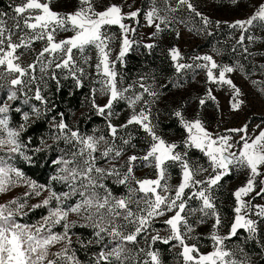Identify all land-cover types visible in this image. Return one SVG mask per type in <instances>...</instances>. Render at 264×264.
<instances>
[{
  "label": "snow or ice",
  "instance_id": "1",
  "mask_svg": "<svg viewBox=\"0 0 264 264\" xmlns=\"http://www.w3.org/2000/svg\"><path fill=\"white\" fill-rule=\"evenodd\" d=\"M232 2L237 3L238 0ZM161 3L162 7L158 6L157 0H152L151 8L144 13L147 26H154L157 32L161 30V24L171 22L161 12L174 13L180 6H186L195 16L200 17L205 29L213 23L190 0H177L176 6L170 0H161ZM123 7L124 4H108L104 10L98 11L95 0H77V7L72 12L62 14L52 9L51 0H22L13 7L11 27L3 18L5 13L0 12V81H6V84L0 83V88L9 86L7 100L16 101L19 99L18 93H22L25 104L34 99L47 106L40 84L46 85L44 77L48 75L49 69L54 67L65 71V78H72L77 87H83V78L88 75L84 66L94 67L96 75L102 79L96 81L101 86L92 89L91 104L98 115L106 118L111 138L81 134L78 129L69 128L63 119L53 125L60 133L54 139H63L66 144L72 145L67 153L68 158L62 156L56 161L61 166L60 174L52 178L68 185L69 191L63 193H57L50 186L37 184L0 156V194L9 192L21 183L29 188L24 193L25 198L40 197L44 192L48 193L40 203L31 205V209L48 208V215L34 225L21 223L17 219L18 216L27 215L23 211L28 207L27 199L23 203L17 198L0 204V264H82L75 250L71 249V229L77 226V221L70 220V215L80 217L85 226L93 229L94 241L89 240L84 244L78 238L77 242L82 247L93 242L102 245L94 256L93 264H128L129 261L132 264H163L160 251L152 250L157 242L179 248L178 255L183 264H247L246 261L235 259V253L227 248L225 242L237 237L241 229L248 233L249 238L254 239L259 223L264 221V204L254 203L257 198L264 199V129H260L258 134L256 130L250 133L247 124L241 128L228 129L227 132L239 135L237 140L232 135L213 134L200 119L187 120L177 110L174 115L187 132L185 148L199 150L207 158L208 166L192 162L187 151H176L178 145L159 135L157 125L153 123L152 105L160 93L139 81L137 83L142 91L138 93L132 91L134 85L118 86L122 77L118 80L120 74L115 70V65L117 62L122 63L133 43H137L129 38V34L136 33V28L125 21L134 20L138 24V17L141 15L139 8L124 12ZM157 20L160 23H156ZM220 23L215 22L217 27ZM113 26L119 28V37L110 31ZM228 26L239 32L233 45L234 52L239 47L245 59L249 56H264V52L249 51L250 45L257 41L264 42V38L248 34L254 28L264 30V0L255 6L249 17L236 20ZM61 33L71 35L58 38ZM14 36L17 37L16 40L13 39ZM117 39L120 41L119 52L112 58L111 45ZM36 41H43L44 46L36 53L35 60L25 65L21 57L26 52L34 51ZM145 46L153 47L152 44ZM20 49L24 51L18 52ZM90 50L96 52L95 65L90 63L92 57L87 54ZM170 56L177 72L192 67L179 62L181 54L178 49H171ZM195 59L203 61L196 67L205 71L208 82L227 85L231 89V108L239 110L244 103L239 99L242 93L228 74L240 71L247 78L245 66L239 61L235 65H221L211 55ZM37 64L42 74L39 82L35 75ZM259 68L264 72V64L259 65ZM49 78L57 80L56 72L52 71ZM252 83L257 85L261 82L253 80ZM33 84H36L34 94L29 96L25 89L32 91ZM259 90L264 93V87ZM97 93L107 97L105 104L96 102ZM145 94L150 99H145ZM207 98L215 99L211 90L208 91ZM120 101L127 104L131 114L126 123L117 126L111 122V117L115 115L114 105ZM199 103L204 105L205 99H200ZM10 111L11 105L6 102L0 104V151L6 150L9 159L12 154H19L30 161L31 157L22 151L26 146L20 139L30 115L25 112V123L14 129L10 127ZM32 114L37 118L42 115L35 105L32 106ZM129 125H136L146 133L148 148L142 156L132 155L124 164H118L125 151L123 146L131 143V137H118V132ZM257 128L260 126L257 125ZM117 138L121 140V145L116 144ZM101 160L109 166H100ZM136 161H143L145 167L153 168L155 178H137L134 174ZM176 166L181 170V180L173 186L169 183V169ZM233 171H246L247 179L232 194L235 200L234 217L228 225V232L222 235L220 230L226 225L213 191ZM109 178L114 184L124 185L126 194L115 195L105 183ZM76 196L80 199L75 203H68ZM194 199L200 202L198 207L190 206V201ZM197 213L200 216L196 224L213 220L209 234V239L213 242L212 251L207 253L201 251L198 243L188 242L200 239L198 235H193L196 227L189 223V218ZM164 217L166 218L160 220ZM157 221L167 226V235L161 236L153 228ZM57 226H61L63 231H53ZM139 239H144L150 250L145 251L139 247L134 250L129 247L138 246ZM57 244L62 247L53 252L52 249ZM141 253L147 257L143 261L139 259Z\"/></svg>",
  "mask_w": 264,
  "mask_h": 264
},
{
  "label": "rangeland",
  "instance_id": "2",
  "mask_svg": "<svg viewBox=\"0 0 264 264\" xmlns=\"http://www.w3.org/2000/svg\"><path fill=\"white\" fill-rule=\"evenodd\" d=\"M2 4L0 5V12L5 13L4 19L7 20L8 26L11 27L12 21L10 19L11 16L14 15L13 7L17 4H20L22 0H0ZM191 3L196 7V9L211 20L213 23L210 24L207 29H205L204 24L200 17L195 16L194 13L190 12L186 6H180L179 9L174 13H165L161 12V15H167L169 20L171 21L169 24H161V30L157 32L156 28L149 27L146 24L144 19V13L147 12L152 6V0H127V4H125V0H95L97 5V10L102 11L104 7L108 4H124L123 11L130 12L135 11L137 8L141 9V15L138 17L139 23L137 24L134 20H126L125 23L129 24L136 28V33L129 34V38L137 43H133L129 52L123 58V62H117L115 65V70L120 74L118 76V80L122 77V82L118 85L120 87H128L129 85H134L133 92H141L142 89L139 88V82H143L146 85L152 86V88L160 93L159 98L156 102L152 105V119L153 123L157 125L156 131L159 135H161L165 140L170 143H176L178 145L176 151L178 152H188V158L197 164L203 165L204 167L208 166L207 158L204 155H191L189 154L190 149L185 148L184 140L187 136V132L185 130V135H178L173 132H165L163 131L159 124H158V117L160 116V110L164 109V107H170L171 114L174 115L175 111L179 110L182 112L183 116L187 120H194L200 119L207 130L213 134H221V135H232L235 139H239V135L236 133H229L227 132L228 129H237L241 128L245 124L248 125V130L251 133L253 130H256V134H258L260 129H264V93H262L259 89L264 87V72L261 71L259 65L264 64V56L256 55L255 57L249 56L247 59L244 58L242 54V50L237 47V50L233 51V45L235 44V40L239 37V32L235 29H231L228 25L236 20H242L249 17L253 11L255 10V6L261 3V0H238L237 3H233L232 0H190ZM158 6L162 7L161 0H157ZM170 3L173 6H176L177 0H170ZM132 5L128 7V5ZM51 7L54 11L59 13H68L72 12L77 7V0H51ZM180 21H183L181 23ZM220 21V26L217 27L215 22ZM156 23H160V21H156ZM25 31H28L25 29ZM112 33H115L117 37L120 35V30L117 26H113L110 30ZM153 33H156L153 35ZM179 33V35H177ZM207 33H216V40L211 47L207 48H198L201 43H203V37L207 35ZM257 37L264 38V30L259 28H254L250 31V33ZM19 35V33H18ZM66 35H71V33H61L58 38H62ZM14 40L17 39L16 36L13 37ZM247 44V41H245ZM119 44L120 41L117 39L112 45V58L119 52ZM152 44L153 47L148 48L145 45ZM226 45L233 55L234 61H239L245 66V72L248 73L247 78L245 74L240 71L233 72L228 74L229 77L233 80L234 84L238 86L241 90L242 95L239 97L244 103L241 105L239 110H233L231 108V104L233 103V93L231 89L227 85H219L216 83H211L207 81V77L205 71L196 67L197 64L203 63L201 60H196V57H202L204 55H211L218 64L221 65H235L228 60L221 58V49ZM44 46L43 41H36L33 45L34 51L26 52L23 57H21L22 62L26 65L28 63H32L35 60V55L38 53L42 47ZM140 46L145 47L147 50L151 51L153 48L157 49L159 53H167L168 59L171 63V66L174 68V74L169 76V80L171 78H176L181 74L183 77H187L192 73V79L189 81H184L181 83L179 87L175 89H170L166 87V81H160V76L153 74V70H149L147 65H143L141 69H135L130 71L127 69V57L131 51L139 50ZM176 48L179 50L181 54V59L179 60L180 63L190 64L192 65L191 68H186L181 70L180 72L176 71L175 62L172 61L170 56V50ZM24 49L18 50V52H23ZM249 51L253 53L264 52V42L257 41L255 44L249 46ZM217 52L220 54L218 55ZM92 57L90 63L95 65L97 62V56L95 50H90L88 53ZM235 62V63H236ZM86 69V73L88 74L85 78H83V84H86L91 91V98H92V89L99 88L101 85L96 83L97 80L102 79V77H98L96 75V71L94 67L84 66ZM2 71V69H0ZM55 71L57 75V80L60 79V75L62 73H66L63 70L59 69H49L48 75H45L44 79L47 82L46 85L41 83L40 86L42 88V95L46 96V92L49 89V80L51 72ZM35 75L38 78L42 75L39 71V64H37ZM167 80V81H169ZM260 81V84L253 85L252 81ZM0 83H5L6 81H0ZM8 87L0 88L1 91H4V95H6L3 103H8L9 105L13 101H8ZM36 84L32 85V91H28L29 96L34 94ZM211 90L212 96L215 99H208L207 94L208 91ZM132 92L129 93L131 95ZM18 96L23 98L24 95L22 93H18ZM96 102L98 104H105L107 102L106 96H101L97 93L96 95ZM205 99V104L201 105L199 103L200 99ZM145 99H150L147 94H145ZM121 105L118 107L117 105ZM113 112L115 115L111 117V122L114 125H121L126 123L128 117L131 114V109L128 108L127 104L124 101H120L114 105ZM175 116V115H174ZM179 120V119H178ZM180 123V120H179ZM55 124V123H54ZM67 124V123H66ZM68 125V124H67ZM182 126V124L180 123ZM257 125L260 128H257ZM69 128L72 130H77L73 128V126L68 125ZM129 125L128 128H130ZM183 127V126H182ZM139 128V127H138ZM140 129V128H139ZM143 131L142 129H140ZM81 134H85L80 132ZM130 131L126 129H121L118 132V137H123L124 139H128ZM58 134L59 130H58ZM85 135H104L106 138L111 139L109 137V130L107 128V132L102 129H97L92 134H85ZM139 137V136H137ZM62 140V147L65 150L62 156L68 158V151L72 149V145H68ZM51 141H57L54 138ZM60 141V140H59ZM117 145H121V140L117 138L116 140ZM135 145V147H132ZM125 151L122 157L119 159L118 164H124L129 156L137 155L142 156L145 150L148 148L147 137L146 133L143 132V137L141 140L135 142V138H131V143L129 145L123 146ZM193 149V148H191ZM197 150V149H196ZM199 151V150H198ZM200 152V151H199ZM7 151H0V156H3L5 159V155ZM60 156V157H62ZM6 160V159H5ZM7 161V160H6ZM8 162V161H7ZM10 165L16 167L14 164L8 162ZM100 166L108 167L109 165L101 160ZM61 167V166H60ZM59 167V169H60ZM18 168V167H16ZM19 169V168H18ZM21 170V169H20ZM22 171V170H21ZM23 172V171H22ZM24 173V172H23ZM170 173V181L169 183L173 186L179 184L181 180V170L178 166L172 167L169 169ZM232 173L236 174L235 179L232 181H228L226 184H221L220 186L213 191V196L215 197L216 203L218 199H222L224 197V190H231L234 192L238 187L242 186L247 179V172H237L233 171ZM25 174V173H24ZM60 174V173H58ZM134 174L137 178L144 179V178H155V170L151 167H145V162L143 161H136L134 167ZM25 176L37 184L46 185L36 181L35 179L31 178L30 176ZM224 179V178H223ZM112 180L109 178L105 181L108 185V181ZM50 186L51 185H47ZM109 187V186H108ZM52 190L56 191L53 187ZM29 188L27 185L19 184L16 187H13L9 192L5 194H0V204L7 203L10 200L20 198V202L23 203L25 199H27L28 207L24 208L23 211L27 212L31 210V205L38 204L41 200L48 195L47 192H44L40 197H31L25 198L24 193L28 192ZM57 192V191H56ZM59 193V192H57ZM121 196V195H117ZM77 197V196H76ZM80 198L77 197L74 199L76 202ZM71 200L68 202L70 203ZM74 202V203H75ZM198 200L190 201L191 207H198L199 206ZM254 203L257 204H264V199L257 198ZM55 202H53V205ZM218 206V204H217ZM235 206V205H234ZM15 207V205H13ZM219 209V207H218ZM220 211V210H219ZM221 214V213H220ZM48 215V214H47ZM170 215V214H169ZM200 216L197 213L195 216L189 218V223L193 224L196 227V232L193 235H198L200 239L190 240L189 243H198L201 251L204 253L212 251V241L209 239V234L211 232V226L213 224L212 219H208L204 224H196L198 217ZM222 216V214H221ZM160 218V220L165 219ZM223 221L225 223V227H223L220 231L221 234L224 235L228 232V225L232 222L227 217L222 216ZM256 219L255 217H253ZM70 220L77 221V224L84 223L80 217L76 215H70ZM41 219L36 221L33 224H37ZM153 228L160 232L161 236L167 235L165 229L167 228L166 225L162 224L161 222L157 221L154 223ZM56 232H62L63 228L61 226H57L53 229ZM151 234H155V232H151ZM248 234V233H247ZM257 236H259L262 241H264V221L260 222L258 225ZM72 235V239H73ZM161 242H157L155 245L152 246V250H159L161 253V257L163 260V264H183L182 258L178 255L180 249L179 248H172L171 244L168 245L167 253L170 255V260H166L164 258L165 253L163 250L158 246ZM172 243H175L174 241ZM226 246L229 250L235 253V259L246 261L247 264H253L251 256L245 251L238 242L233 240H228L225 242ZM62 245L57 244L52 251L56 252L59 251ZM130 248L134 250L139 248H144L145 251L150 250L149 245L145 242L144 239H139V245L133 246L129 245ZM240 249H243L241 252ZM147 257L144 253L140 254V261H143ZM128 264H132L131 261Z\"/></svg>",
  "mask_w": 264,
  "mask_h": 264
},
{
  "label": "trees",
  "instance_id": "3",
  "mask_svg": "<svg viewBox=\"0 0 264 264\" xmlns=\"http://www.w3.org/2000/svg\"><path fill=\"white\" fill-rule=\"evenodd\" d=\"M1 4L2 1H0ZM203 38V43L198 47L200 49L213 46L216 40V33H207ZM220 55L222 59L235 64L236 61H234L231 50L226 45L222 47ZM168 58L167 53H159L155 48L149 51L145 47L140 46L139 50L131 51L128 54L127 69L133 71L135 69H141L143 65H147L149 70H153V74L158 77L160 76V81H166V87L170 89H175L184 81H189L193 78L192 73H190L187 77L179 74L176 78L169 80V76L174 74V68L171 66ZM66 75L67 73L60 75L59 83H57V80H49V89L45 93L47 106L34 99L25 104V98L21 96H19L18 100L10 104V127L16 129L21 124H24L23 114L25 112L30 115L26 130L21 133L20 139L26 146L22 148V151L25 155L31 157V160H25L19 154H12L11 159H9L8 153L5 155V159L8 162L21 169L26 175L40 183L50 184L59 193L69 191V187L59 180L52 179L59 173L60 165L56 161L65 152L62 147V140L51 141L55 136L59 135L58 129L53 126L54 123H58L63 119L65 123L85 134H92L97 129H102L107 132L106 118L98 115L92 107L90 88L86 84H83V87H77L72 78H65ZM3 92L1 91L0 93V104H3L6 97ZM33 105L41 110L42 115L39 118L32 114ZM117 106L121 107L120 104ZM16 109H20V111H16ZM159 113L160 116L157 118V122L163 131L173 132L182 136L185 135V129L180 125L178 118L171 114L170 107H164ZM262 119L264 120V117ZM127 130L130 131V137L135 138V142L142 139L144 131H141L138 126L132 125ZM36 149H40V151H36ZM189 154L192 156L202 155L201 152L194 148L190 149ZM235 177L236 174L232 173L224 177L221 184H226L228 181L235 179ZM107 183L115 195L126 194L127 190L124 185L114 184L112 180H109ZM232 194L233 192L231 190L225 188L224 197L222 199L219 198L217 201L222 216L230 220L234 217L233 207L235 205ZM77 197H73L70 203H74V199ZM26 213L27 215L18 216V221L25 224H33L48 214V208L40 207L31 209ZM71 233L74 236L71 249L75 250L77 258L82 264H93L94 256L100 251L102 245H97L93 242L87 247H82L77 242L78 238L84 244H87L89 240L94 241L93 229L85 226L84 223H79L71 229ZM259 236L256 235L254 239H251L247 232L241 229L238 232V236L231 239L238 242L245 249L251 256L253 264H264V241ZM158 246L165 253L164 258L170 260V255L167 253L168 245L159 243Z\"/></svg>",
  "mask_w": 264,
  "mask_h": 264
}]
</instances>
